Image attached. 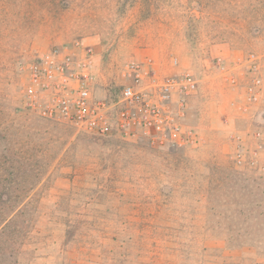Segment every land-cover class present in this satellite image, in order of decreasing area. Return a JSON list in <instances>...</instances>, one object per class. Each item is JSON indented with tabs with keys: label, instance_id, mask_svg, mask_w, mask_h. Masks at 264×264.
Listing matches in <instances>:
<instances>
[{
	"label": "rangeland",
	"instance_id": "rangeland-1",
	"mask_svg": "<svg viewBox=\"0 0 264 264\" xmlns=\"http://www.w3.org/2000/svg\"><path fill=\"white\" fill-rule=\"evenodd\" d=\"M54 52L91 58L96 99L191 73L197 90L175 105L185 145L46 116L53 93L31 91V70ZM250 53L264 55V0H0V195L30 203L28 224L0 227V264H264ZM68 219L83 230L69 244Z\"/></svg>",
	"mask_w": 264,
	"mask_h": 264
},
{
	"label": "built area",
	"instance_id": "built-area-1",
	"mask_svg": "<svg viewBox=\"0 0 264 264\" xmlns=\"http://www.w3.org/2000/svg\"><path fill=\"white\" fill-rule=\"evenodd\" d=\"M245 65L248 100L264 104V55L250 53ZM92 66L91 58L80 62L73 55L54 52L32 67L31 91L53 93L54 103L44 112L46 116L94 135L115 132L126 138L140 134L160 145H185L180 122L184 114L177 113L175 105L182 106L196 92L198 82L191 73L159 77L154 72L150 83L141 89L125 85L115 100L107 96L96 99L89 87ZM127 70L133 80H143L145 66L132 62Z\"/></svg>",
	"mask_w": 264,
	"mask_h": 264
},
{
	"label": "trees",
	"instance_id": "trees-1",
	"mask_svg": "<svg viewBox=\"0 0 264 264\" xmlns=\"http://www.w3.org/2000/svg\"><path fill=\"white\" fill-rule=\"evenodd\" d=\"M3 172H5L4 168L0 166V179H2ZM8 186L10 185L8 184L7 187ZM27 200H28L27 197H22V196L0 195V227L3 226L2 229H5L9 226H13V224H17L18 223L17 218H19V216L24 217V220L22 222L25 223L23 224H26L28 222L27 219H29L30 217H27L26 208L30 203L27 202ZM65 225H66L65 233L67 238L66 240L67 244L81 237L83 230L76 227L77 225L75 221L68 219Z\"/></svg>",
	"mask_w": 264,
	"mask_h": 264
}]
</instances>
